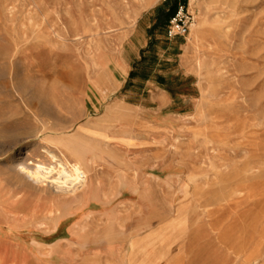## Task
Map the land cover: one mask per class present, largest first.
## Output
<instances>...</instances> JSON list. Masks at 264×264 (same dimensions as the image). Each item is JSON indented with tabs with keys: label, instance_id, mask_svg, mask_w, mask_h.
I'll return each mask as SVG.
<instances>
[{
	"label": "rangeland",
	"instance_id": "374dc122",
	"mask_svg": "<svg viewBox=\"0 0 264 264\" xmlns=\"http://www.w3.org/2000/svg\"><path fill=\"white\" fill-rule=\"evenodd\" d=\"M128 257L264 264V0H0V264Z\"/></svg>",
	"mask_w": 264,
	"mask_h": 264
},
{
	"label": "bare ground",
	"instance_id": "6f19581e",
	"mask_svg": "<svg viewBox=\"0 0 264 264\" xmlns=\"http://www.w3.org/2000/svg\"><path fill=\"white\" fill-rule=\"evenodd\" d=\"M193 1L194 0H190L191 3ZM49 157L51 158L52 162H55V161L59 160L58 157L56 155L52 154V153H49ZM91 162H94V160L91 159ZM66 165H67L66 168L68 170L67 171L68 174L63 178V181H60L58 183H57V181H55L56 183L54 182V184H55L54 189L56 190L57 193L65 195V196L68 193L71 194V196H66V197H63V198L76 197V196L73 195V192H80L81 190H83L81 192V194H82L85 190H87L88 187H89V179L90 178H88V175L86 174V171L84 169H82L81 167H79L78 165H74V164L72 165L70 163H67ZM95 175H96V173H95ZM93 177H94V175H93ZM81 194L79 195V199H81V197H80ZM36 239H38V238H36ZM130 245L132 246V248L138 249L136 247L138 245H136L135 240H132L130 242ZM135 253H137V250H136ZM170 264H173V263L170 262Z\"/></svg>",
	"mask_w": 264,
	"mask_h": 264
},
{
	"label": "built area",
	"instance_id": "2783aa9c",
	"mask_svg": "<svg viewBox=\"0 0 264 264\" xmlns=\"http://www.w3.org/2000/svg\"><path fill=\"white\" fill-rule=\"evenodd\" d=\"M190 18L184 13V6H179L178 10L170 20L168 27V35L175 37L177 35L184 36L188 33Z\"/></svg>",
	"mask_w": 264,
	"mask_h": 264
},
{
	"label": "crops",
	"instance_id": "0c3cea01",
	"mask_svg": "<svg viewBox=\"0 0 264 264\" xmlns=\"http://www.w3.org/2000/svg\"><path fill=\"white\" fill-rule=\"evenodd\" d=\"M94 175V177H93ZM89 187L87 190H85L82 194H81V200H84L86 198V196L90 193V191H95L97 188H98V180H97V177L95 175V171H94V168H92L89 172ZM95 178V179H94ZM91 181V182H90ZM93 182V183H92ZM93 185V186H92ZM85 196V197H84ZM140 244V243H139ZM139 247V246H138ZM130 252H129V255L131 252H133V248L132 246L130 245ZM149 255H150V252H148ZM148 255V256H149ZM147 256V257H148ZM155 258V257H154ZM156 259V258H155ZM154 259V262H156ZM128 264H130V258L128 257Z\"/></svg>",
	"mask_w": 264,
	"mask_h": 264
},
{
	"label": "trees",
	"instance_id": "16d2710c",
	"mask_svg": "<svg viewBox=\"0 0 264 264\" xmlns=\"http://www.w3.org/2000/svg\"><path fill=\"white\" fill-rule=\"evenodd\" d=\"M174 12H175V10H174Z\"/></svg>",
	"mask_w": 264,
	"mask_h": 264
}]
</instances>
